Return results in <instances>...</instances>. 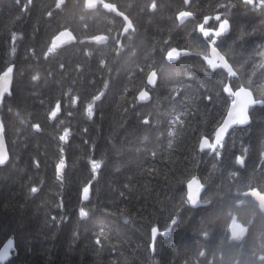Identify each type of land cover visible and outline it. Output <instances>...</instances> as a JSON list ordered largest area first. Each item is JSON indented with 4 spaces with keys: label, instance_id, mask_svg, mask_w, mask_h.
Masks as SVG:
<instances>
[{
    "label": "trees",
    "instance_id": "trees-1",
    "mask_svg": "<svg viewBox=\"0 0 264 264\" xmlns=\"http://www.w3.org/2000/svg\"><path fill=\"white\" fill-rule=\"evenodd\" d=\"M105 1L114 2L134 30L121 34L124 20L102 4L0 0V74L13 66L12 95L2 113L10 157L0 166V246L10 238L16 246L4 264H264V212L247 193L264 192V106L251 108L249 125L228 132L220 157L199 147L226 113L225 86L243 85L264 99V14L241 0H190L194 17L181 21L184 0ZM222 3L232 7L226 11L230 31L217 47L234 77L207 68L203 56L210 47L198 30ZM63 29L76 40L45 57ZM96 34L107 42H92ZM172 47L191 54L171 63ZM152 70L154 86L146 82ZM142 88L150 100H137ZM66 129L69 137L60 141ZM61 158L65 166L57 172ZM93 159L101 163L95 175ZM195 175L204 190L192 208L186 185ZM79 208L89 215L79 217ZM152 227L170 233L158 235L156 251L149 246Z\"/></svg>",
    "mask_w": 264,
    "mask_h": 264
},
{
    "label": "snow or ice",
    "instance_id": "snow-or-ice-1",
    "mask_svg": "<svg viewBox=\"0 0 264 264\" xmlns=\"http://www.w3.org/2000/svg\"><path fill=\"white\" fill-rule=\"evenodd\" d=\"M184 3L187 4L188 0H184ZM242 3L244 5H251L253 7V11L256 9L262 10L261 14H264V0H259L257 4H254V0H242ZM220 8L225 7L224 4L219 5ZM151 8L155 9L156 4L153 2L151 4ZM50 16L51 13H48ZM193 14L192 12L188 11H181L179 12V18L181 21L185 20L186 18L191 17ZM125 21H127V26L124 28L125 33H129V30H134L133 24L131 21L128 20V17H124ZM210 19H215V21L219 22L218 28L213 30L212 28H206L205 25L208 23ZM230 29V22L229 18L225 17L224 19H221V15L217 14L214 17H208L205 16L204 18V23L200 24L198 26L199 32L202 34V36L207 40L208 45L210 47V54L204 55V60L206 61L207 65L209 66L210 69L213 71L217 69H224L227 71L228 76L234 77L236 76V72L233 71L232 67L228 63V61L225 59L224 55H221L220 51H218L217 47V39L218 37H221L223 34L227 33ZM15 38V35L14 37ZM76 38L72 35L69 40H75ZM107 37L103 41H106ZM56 41V39L54 40ZM61 41V40H58ZM96 42H101L97 40ZM62 43H68V40L62 41ZM57 47H59V44L57 41L55 44L52 43V45L47 49V52L45 53V57L48 56L49 53H52ZM180 51L176 48H172L170 51L167 52V60L168 61H175L180 58ZM262 56H264V52L261 53ZM13 69L9 67L7 71L4 73L3 77L0 79H3L5 82L8 81L9 75L12 73ZM157 79V73L156 71H152L147 78V83L149 85H154L156 83ZM223 91L227 93L231 99V105L227 111V115L224 117L222 123L219 125V127L216 129L215 134H214V141L209 142L207 138H203L200 142V150L203 151L205 149H208L212 152L215 153L217 157L221 156V149L224 148V138L225 134L228 133L229 129L232 128L234 125H249L250 124V115H249V110L253 106L260 105L264 106V99H254L253 94L248 95L251 91L247 89L245 91V87L241 86L237 91H233L231 87L225 86L223 88ZM12 92L7 86L0 87V144L3 142V136L6 132V121L3 119V110L6 105V97L11 96ZM95 100H100L101 96H96L94 98ZM138 99L140 101H147L149 99V93L147 91H142L139 94ZM208 100H211L212 97L208 96ZM60 110L59 104L56 105L55 110L51 112V117H55L57 113ZM94 115L93 111V105L89 104L87 107V116L89 119H91ZM179 119V117H177ZM145 124H148V120H144ZM33 129L36 131L40 130L39 124H33L32 125ZM171 135V133H170ZM69 137V132L66 129L64 131L63 135L59 136L60 141H67ZM171 147V143L169 144ZM9 157L7 154V151L4 149L0 148V166H4L6 163H8ZM236 164L243 166L244 165V158L241 156L236 157ZM91 165V171L95 175L97 171L101 168V163L96 161V160H91L90 161ZM65 166V161L63 158L60 159L59 164L57 165V172H60ZM235 175V173H233ZM193 184L197 185V188H202L203 185L199 184V181H197L195 178H193L191 181L188 183V188L192 186ZM83 200L87 201L89 199V187H84L83 188ZM31 192L35 193L37 192V189L35 187L31 188ZM187 203L192 206V208H196L200 206V202L197 196H192L188 193L187 196ZM204 206H207L204 204ZM89 215L87 211H85L84 208H80L79 210V217L81 218H86ZM178 220L173 218L171 220L172 225H177ZM150 247L153 249V251H156V242H157V237L158 235L160 237H168L170 233L168 231H162L158 232V229L156 227H152L150 230ZM97 244L100 243L99 240L96 241ZM16 251V246H15V241L14 238H10L7 240V242L4 244L3 247H0V264H4L5 261L10 260L12 255Z\"/></svg>",
    "mask_w": 264,
    "mask_h": 264
},
{
    "label": "water",
    "instance_id": "water-1",
    "mask_svg": "<svg viewBox=\"0 0 264 264\" xmlns=\"http://www.w3.org/2000/svg\"><path fill=\"white\" fill-rule=\"evenodd\" d=\"M100 2L102 3L103 7H104L106 10H114V11L116 12V14L119 15V16L124 20V22H125V23H124V24H125V25H124V28L127 26V21H125V19H124V17L127 16V15H126L125 13L119 11V10L117 9V7H116L114 4L110 3V2H106L105 0H84V5H85L86 8H94V7H96L97 4L100 3ZM127 17H128V16H127ZM178 19L181 20V19L179 18V15H178ZM128 20L130 21L129 17H128ZM183 21H184V20H183ZM72 35L75 37L74 33H73L70 29H63V30H61L56 36L53 37V39H52V43L55 44V42L57 41L58 44H63L62 41H65V40H68V43L71 42V41H75L76 39H75V40H69V38H71ZM75 38H76V37H75ZM55 39H56V41H54ZM104 39H105V35H103V34H96V35H94V36H92V37L90 38V40H91L92 42H94V43H105L106 41H103ZM58 40H61V41H58ZM97 40H99V41H101V42H96ZM176 49H178V51H180V53H181L182 55L191 54V51H189V50H186V49H179V48H176ZM170 50H171V49H170ZM170 50H169V51H170ZM218 51H220V50L218 49ZM220 53H221V51H220ZM209 54H210V50H209ZM221 55H224V54L221 53ZM224 56H225V55H224ZM203 57H204V56H203ZM225 59H226V57H225ZM226 60H227V59H226ZM227 61H228V60H227ZM169 62H174V61H169ZM228 63H229V62H228ZM229 64H230V63H229ZM230 66H231V64H230ZM231 67H232V66H231ZM11 68L13 69V66H11ZM232 69H233V68H232ZM6 71H7V69H6L5 71H3V72L0 74V78L3 77V75H4V73H5ZM152 71H155V70H152ZM152 71H150L149 74H150ZM225 71H226V70H225ZM233 71H234V70H233ZM226 72H227V71H226ZM234 72H235V71H234ZM149 74H148V75H149ZM147 78H148V76H147ZM147 78H146V82H147ZM156 81H157V79H156ZM12 83H13V71H12V73L9 75V77H8V81H7V82H5L3 79H0V87L7 86V87L10 89V91H11ZM147 84H148V83H147ZM155 84H156V83H155ZM155 84H154V85H155ZM148 85H149V84H148ZM154 85H150V86H154ZM242 86H243V85H242ZM239 87H241V86H239ZM239 87L236 88V89H234L233 91H237V90L239 89ZM243 87H245V86H243ZM247 89H248L249 91H251L250 93H248V95H252V94H253V98L256 99V96H255L254 92L252 91V89H250L249 87H245V91H247ZM142 91H147V90H146L145 88H142L141 91H139V93L137 94V100H138L139 102H145V101H140V100L138 99L139 94H140V92H142ZM147 92H148V91H147ZM148 93H149V99H148V100H150V98H151V94H150V92H148ZM148 100H147V101H148ZM230 105H231V102H230L229 105H228V108H227V110H226V113H225L224 117L227 115V111H228ZM249 115H250V110H249ZM224 117H223V119H224ZM223 119L221 120V122L219 123V125L222 123ZM250 121H251V115H250ZM219 125L216 127V129L219 127ZM235 126H240V125H234L232 128H234ZM244 126H246V125H244ZM232 128H230L229 131H230ZM216 129H215V131H216ZM215 131H214V134H215ZM229 131H228V132H229ZM214 134H213L212 139H209V138H207V137H204V138H207V139L209 140V142H213V141H214ZM226 136H227V133L225 134V137H226ZM202 139H203V138H202ZM202 139H201V140H202ZM200 142H201V141H200ZM0 148H2V149H4L5 151H7L8 157H10L9 148H8V145H7V142H6L5 134H4V136H3V142H2V144H0ZM193 178H195L197 181H199V184H200V185H203V183H202V181H201V179H200V177H199L198 175H195V176L191 177V178L189 179V181H191ZM189 181L187 182V185H186V191H187L186 198H187V196H188V193H189L190 195H192V196H197V195H198L199 202H201V201H200V197H201V194H202V192H203L204 185H203L202 188H197V185H196V184H193L192 186H190V187L188 188V183H189ZM247 193L250 194V195L255 199V201L257 202L258 207L260 208V210H261L262 212H264V192H260L258 189L254 188V189H250V190H248ZM158 232H160V231L158 230Z\"/></svg>",
    "mask_w": 264,
    "mask_h": 264
},
{
    "label": "bare ground",
    "instance_id": "bare-ground-1",
    "mask_svg": "<svg viewBox=\"0 0 264 264\" xmlns=\"http://www.w3.org/2000/svg\"><path fill=\"white\" fill-rule=\"evenodd\" d=\"M11 1H12V0H11ZM19 1H20V0H19ZM7 2H8V1H7ZM4 4H5V3H4ZM9 5H10V4H9ZM3 9H4V8H3ZM5 9H6V8H5ZM8 9H9V8H8ZM12 9H13V8H12ZM49 10H50V9H49ZM24 13H25V12H24ZM27 14H28V12H27ZM53 15H54V14H53ZM53 15H52V16H53ZM56 15H57V14H56ZM56 15H55V16H56ZM63 16H64V14H63ZM99 16H100V15H99ZM59 17H60V16H59ZM57 18H58V17H57ZM58 20H59V19H58ZM64 20H65V19H64ZM53 21H54V20H53ZM53 21H51V22H53ZM59 21H60V20H59ZM61 21H62V20H61ZM61 21H60V22H61ZM66 22H67V21H66ZM53 23H54V22H53ZM53 23H51V24H53ZM51 24H50V26H51ZM58 24H59V23H58ZM65 24H66V23H65ZM55 25H56V24H55ZM52 26H53V25H52ZM58 26H60V25H58ZM61 27H62V26H61ZM61 27H59V28H61ZM53 28H54V26H53ZM56 29H57V28H56ZM18 31H19V30H18ZM58 31H59V30H58ZM51 32H52V31H51ZM56 32H57V31H56ZM57 33H58V32H57ZM81 33H82V32H81ZM92 33H94V32H92ZM95 33H96V32H95ZM52 34H53V33H52ZM50 35H51V33H50ZM23 36H24V35H23ZM48 38H49V37H48ZM48 38H47V41H48ZM9 39H10V38H9ZM14 39H15V38H14ZM17 39H18V38H17ZM20 39H21V36H20ZM20 39L18 40L19 42H21ZM50 39H51V37H50ZM15 40H16V39H15ZM18 41H17V42H18ZM47 41H46V42H47ZM13 45H14V44H13ZM17 45H19V44L17 43V44H16V47H17ZM87 48H88V47H87ZM92 49H93V48H92ZM88 50H89V48H88ZM90 50H91V49H90ZM91 51H93V50H91ZM88 55H89V56H92L93 54H92V55H91V54H88ZM88 55H87V57H88ZM73 57H74V56H73ZM73 57H72V58H73ZM87 57L85 56L84 59L87 58ZM74 59H75V58H74ZM77 59H78V58H77ZM79 59H80V58H79ZM75 61L78 63L79 60L77 61V60L75 59ZM67 143H68V142H67ZM192 147H193V146H192ZM193 148H194V147H193ZM195 151H197V150H195ZM193 152H194V150H193ZM193 156H194V154H193ZM55 163H56V162H55ZM205 171H206V170H205ZM79 172H80V171H79ZM80 173H81V172H80ZM81 174H82V173H81ZM0 175H1V174H0ZM79 176H81V175H79ZM79 176H78V177H79ZM82 176H83V175H82ZM81 179H82V177H81ZM210 179H211V178H210ZM210 179H209V180H210ZM82 180H83V179H82ZM82 180H81V182H82ZM211 180H212V179H211ZM67 181H68V180H67ZM64 182H65V181H64ZM84 182H85V181H84ZM175 182H176V181H175ZM173 183H174V181H173ZM66 184H67V186H68V183H67V182H66ZM204 184H205V183H204ZM83 185H84V184H83ZM208 185H209V184H208ZM65 186H66V185H65ZM87 186H88V184H87ZM104 186H105V185H104ZM174 186H175V185H174ZM174 186H172V187H174ZM82 187H83V186H82ZM110 187H111V186H110ZM176 187H177V186H176ZM207 187H208V186H207ZM76 188H77V187H76ZM112 188H113V187H112ZM112 188H111V189H112ZM211 188H213V187H211ZM214 188H215V187H214ZM77 189H78V188H77ZM101 189H102V188H101ZM104 189H105V188H104ZM104 189H103V192H104ZM108 189H109V188H108ZM171 189H172V188H171ZM215 189H216V188H215ZM203 190H204V189H203ZM205 190H206V189H205ZM207 190L209 191V189H207ZM207 190H206V191H207ZM258 190H259V189H258ZM1 191H2V190H1ZM108 191H109V190H108ZM172 191H173V190H172ZM105 192H106V191H105ZM111 193H112V192H111ZM106 194H107V193H106ZM102 195H103V194H102ZM109 195H110V193H109ZM217 195H218V194H217ZM247 195H248V194H247ZM56 196H57V195H56ZM103 196H105V195H103ZM211 197H213V196H211ZM225 197H226V196H225ZM207 198H208V197H207ZM239 198H241V197H239ZM62 199H63V198H62ZM204 199H205V198H204ZM204 199H203V200H204ZM232 199L235 200L234 198H232ZM249 199H250V198H249ZM70 200H71V199H70ZM70 200H69V201H70ZM201 200H202V199H201ZM229 200H230V199H229ZM233 200H232V201H233ZM251 200H253V198H252ZM251 200H249V201H251ZM225 201H226V200H225ZM227 201H228V200H227ZM201 202H202V201H201ZM201 202H200V203H201ZM247 202H248V201H247ZM64 203H65V202H64ZM64 203H63V204H64ZM69 203L71 204V202H69ZM203 203H204V202H203ZM225 203H226V202H225ZM229 203H230V202H229ZM236 203H237V202H236ZM245 203H246V202H245ZM248 203H249V202H248ZM251 203H252V202H251ZM66 204H67V203H66ZM233 204H234V203H233ZM233 204H230V206L233 205ZM67 205H68V204H67ZM241 205H242V204H241ZM251 205H252V204H251ZM64 207H65V209H66L67 206H64ZM234 207H235V204H234ZM238 207L240 208V206H238ZM238 207H236V208H238ZM220 208H221V206H220ZM228 208H229V207H228ZM230 208H232V207H230ZM247 208H248V207H247ZM247 208H244V210L247 209ZM79 209H80V208H79ZM234 209H235V208H234ZM249 209H250V208H249ZM53 210H54V209H53ZM215 210L217 211V209H215ZM229 210H230V209H229ZM231 210H232V209H231ZM237 210H238V209H237ZM240 210H241V209H240ZM242 210H243V207H242ZM253 210H254V209H252V211H253ZM221 211H222V210H221ZM235 211H236V210H235ZM245 211H246V210H245ZM69 212H70V211H69ZM213 212H215V211H213ZM213 212H212L211 214H214ZM218 212H220V211H218ZM233 212H234V211H233ZM243 212H244V211H243ZM250 212H251V211H250ZM250 212H247V213H250ZM54 213H56V212H54ZM220 213H221V212H220ZM239 213H242V212H239ZM239 213H238V214H239ZM247 213H246V214H247ZM251 213H252V212H251ZM254 213H255V211H254ZM56 214H58V213H56ZM56 214H55V215H56ZM225 214H226V213H225ZM227 214H228V213H227ZM231 214H232V212H231ZM246 214H245V215H246ZM255 214H257V213H255ZM69 215H70V214H69ZM215 215H216V214H215ZM215 215H214V216H215ZM221 215H222V213H221ZM240 215H241V214H240ZM247 215H248V214H247ZM56 216H57V215H56ZM214 216H213V217H214ZM228 216H229V215H228ZM228 216H227V217H228ZM233 216H235V215L233 214ZM57 217H58V216H57ZM57 217H55V219H57ZM210 217H211V216H210ZM221 217H222V216H221ZM229 217H230V216H229ZM231 217H232V216H231ZM237 217H239V216H237ZM247 217H248V216H247ZM247 217L245 216V218H244V217H243V218L248 220ZM239 218H241V217H239ZM219 219H221V218H219ZM219 219H218V220H219ZM231 219H232V218H231ZM255 219H256V217H255ZM255 219H254V220H255ZM215 221H216V220H215ZM220 221H221V220H220ZM222 221H223V220H222ZM224 222H225V221H224ZM254 222H255V221H254ZM217 223H218V221H217ZM219 223H220V222H219ZM252 223H253V222H252ZM211 224H212V223H211ZM220 224H221V223H220ZM171 225H172V224H171ZM213 225H214V224H213ZM65 232H66V231H65ZM218 235H220V234H218ZM63 237H64V236H63ZM4 244H5V243H4ZM4 244H3V246H4ZM3 246H0V247H3Z\"/></svg>",
    "mask_w": 264,
    "mask_h": 264
},
{
    "label": "rangeland",
    "instance_id": "rangeland-1",
    "mask_svg": "<svg viewBox=\"0 0 264 264\" xmlns=\"http://www.w3.org/2000/svg\"><path fill=\"white\" fill-rule=\"evenodd\" d=\"M178 15H179V12L177 13V18H178ZM241 227L239 225H237L235 228H234V231L236 233H238L240 231Z\"/></svg>",
    "mask_w": 264,
    "mask_h": 264
},
{
    "label": "flooded vegetation",
    "instance_id": "flooded-vegetation-1",
    "mask_svg": "<svg viewBox=\"0 0 264 264\" xmlns=\"http://www.w3.org/2000/svg\"><path fill=\"white\" fill-rule=\"evenodd\" d=\"M190 2V1H189ZM259 2V0H254V4H257ZM184 7V6H183ZM224 17H227V15H223V16H221V18H224ZM206 25H208V23L206 24Z\"/></svg>",
    "mask_w": 264,
    "mask_h": 264
},
{
    "label": "clouds",
    "instance_id": "clouds-1",
    "mask_svg": "<svg viewBox=\"0 0 264 264\" xmlns=\"http://www.w3.org/2000/svg\"><path fill=\"white\" fill-rule=\"evenodd\" d=\"M33 79H39V76L38 75L37 76H34Z\"/></svg>",
    "mask_w": 264,
    "mask_h": 264
}]
</instances>
